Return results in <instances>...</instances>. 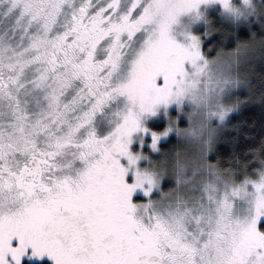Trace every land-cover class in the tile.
Segmentation results:
<instances>
[{
  "label": "snow or ice",
  "instance_id": "obj_1",
  "mask_svg": "<svg viewBox=\"0 0 264 264\" xmlns=\"http://www.w3.org/2000/svg\"><path fill=\"white\" fill-rule=\"evenodd\" d=\"M214 11L250 35L209 56L234 34ZM0 18V264H264V125L238 166L210 155L264 104V0H0ZM185 105L187 127L146 126Z\"/></svg>",
  "mask_w": 264,
  "mask_h": 264
},
{
  "label": "trees",
  "instance_id": "obj_2",
  "mask_svg": "<svg viewBox=\"0 0 264 264\" xmlns=\"http://www.w3.org/2000/svg\"><path fill=\"white\" fill-rule=\"evenodd\" d=\"M215 25L234 34H229L227 41H224L222 39V33H213L212 36L205 41V49L210 56H215L220 47H224L225 49L235 48L238 39H246L250 35L246 26L234 30L232 27L224 26L229 24L223 20L216 22ZM208 41H211V43L209 44ZM253 63H255L257 71L264 67V61L256 60L253 61ZM252 83L256 95H258L259 92L264 91V81H262L258 75L252 77ZM245 94L244 90H240L238 93L240 96H244ZM253 124L255 125L254 129H252L253 131H259L261 126L264 125V104L257 102L255 98L249 103L243 105L239 111L230 115L224 131L220 134V139L215 146V151L212 157L220 159L225 166H227L229 162H231L232 165L238 166L237 159L243 161L245 156L243 153H239L238 156L232 154V146L233 144L238 146L240 141L246 139V137L243 136V133L248 132L250 130L249 126ZM165 127L166 122L164 120L152 123V128L158 131L164 130ZM178 139L181 138H178L176 134H172L166 142L163 141L161 143L162 150L164 152L175 150L178 146ZM35 264L39 263L35 262Z\"/></svg>",
  "mask_w": 264,
  "mask_h": 264
},
{
  "label": "rangeland",
  "instance_id": "obj_3",
  "mask_svg": "<svg viewBox=\"0 0 264 264\" xmlns=\"http://www.w3.org/2000/svg\"><path fill=\"white\" fill-rule=\"evenodd\" d=\"M214 14V15H213ZM210 18L212 20V22L214 24H216V22L218 21H222V18L220 16V12L219 11H214L212 13H210ZM224 26H227V27H232L230 24L229 25H224ZM195 28H200L201 30H203V25H195L194 26V29ZM242 28V26L240 27ZM236 30V29H234ZM210 37H205V41L208 40ZM205 51L207 52L208 54V51L205 49ZM211 51V49H210ZM209 55V54H208ZM210 56V55H209ZM240 90H237V94L239 93ZM190 111V106L188 105H185L184 107V111H181L180 108L178 106H172L167 114H165V112L163 110H161L156 116H153V117H150L148 120L145 121V124L148 128L152 129L153 131H158V130H155L152 128V123L153 122H156V121H161V120H164L166 122V127H168V124H169V119H176L178 120V123L180 124L181 127H187L188 124H189V119H188V115L186 114L187 112ZM183 121V122H182ZM182 122V123H181ZM227 124V122H226ZM226 124L222 127V130H221V133L224 131L225 127H226ZM163 131V130H162ZM220 133V134H221ZM172 134H176L177 137L179 138L180 136L175 132L173 131L172 133H170L168 136L166 137H162L161 138V141H160V149L161 151L156 153V152H152L151 148H150V143H151V133H149L147 136H144L143 139L145 141L144 143V151L147 152L152 158L154 159H159L161 158L163 155H164V151L162 150L161 148V143L164 141L166 142V140L172 135ZM181 138V137H180ZM178 145L182 144V139H178ZM137 145H139V142H137ZM177 146V145H176ZM214 153L210 154L211 156L213 155ZM39 263V262H38Z\"/></svg>",
  "mask_w": 264,
  "mask_h": 264
},
{
  "label": "clouds",
  "instance_id": "obj_4",
  "mask_svg": "<svg viewBox=\"0 0 264 264\" xmlns=\"http://www.w3.org/2000/svg\"><path fill=\"white\" fill-rule=\"evenodd\" d=\"M11 20L8 19V20H4L2 18H0V29H3V28H7L10 24H11ZM200 25H203V22H198ZM195 25H193L194 27ZM227 166H232V163L229 162Z\"/></svg>",
  "mask_w": 264,
  "mask_h": 264
}]
</instances>
